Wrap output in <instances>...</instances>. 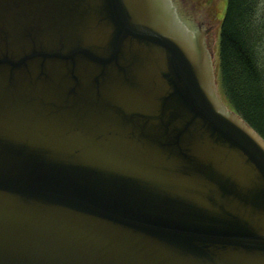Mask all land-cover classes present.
<instances>
[{
    "label": "water",
    "instance_id": "95a60500",
    "mask_svg": "<svg viewBox=\"0 0 264 264\" xmlns=\"http://www.w3.org/2000/svg\"><path fill=\"white\" fill-rule=\"evenodd\" d=\"M173 1L0 0V264H264V140Z\"/></svg>",
    "mask_w": 264,
    "mask_h": 264
},
{
    "label": "trees",
    "instance_id": "16d2710c",
    "mask_svg": "<svg viewBox=\"0 0 264 264\" xmlns=\"http://www.w3.org/2000/svg\"><path fill=\"white\" fill-rule=\"evenodd\" d=\"M216 69L225 103L264 140V0H225Z\"/></svg>",
    "mask_w": 264,
    "mask_h": 264
},
{
    "label": "rangeland",
    "instance_id": "374dc122",
    "mask_svg": "<svg viewBox=\"0 0 264 264\" xmlns=\"http://www.w3.org/2000/svg\"><path fill=\"white\" fill-rule=\"evenodd\" d=\"M196 2L201 7V9L205 12L211 25H213L215 39L213 40V46L211 49V61H212L213 72L215 74V83H216L217 92L221 100L225 103V100L220 91L218 74H217V69H216L217 49H218V28H219V22L221 19V15L223 14L224 6H225V0H196ZM208 15L212 16L213 18L209 17Z\"/></svg>",
    "mask_w": 264,
    "mask_h": 264
},
{
    "label": "flooded vegetation",
    "instance_id": "af4514ba",
    "mask_svg": "<svg viewBox=\"0 0 264 264\" xmlns=\"http://www.w3.org/2000/svg\"><path fill=\"white\" fill-rule=\"evenodd\" d=\"M173 2L175 3L176 10H178V16L182 18L184 25H186L189 30L193 31V36L195 38L204 40V47L210 54L211 59V49L213 46V40L215 39L213 25L210 26V24H206L207 20L205 17L195 16L193 13H187L184 9L180 8L179 4L176 3L175 0ZM208 16L212 17L210 15Z\"/></svg>",
    "mask_w": 264,
    "mask_h": 264
}]
</instances>
